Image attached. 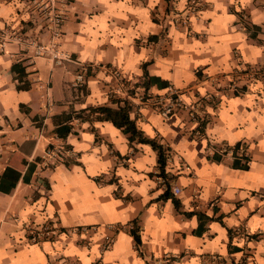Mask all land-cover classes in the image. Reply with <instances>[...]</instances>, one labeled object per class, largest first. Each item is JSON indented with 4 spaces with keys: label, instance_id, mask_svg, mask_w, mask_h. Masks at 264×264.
<instances>
[{
    "label": "crops",
    "instance_id": "0c3cea01",
    "mask_svg": "<svg viewBox=\"0 0 264 264\" xmlns=\"http://www.w3.org/2000/svg\"><path fill=\"white\" fill-rule=\"evenodd\" d=\"M32 1L0 0V27L46 40ZM52 1L61 11L60 48L115 67L133 92L172 84L200 117L190 120L183 107L164 114L131 106L136 127L163 148V182L148 143L128 142L108 119L73 115L121 103L111 76L89 71L73 87L75 64L52 65L7 43L0 175L18 174L0 190V264H264V0ZM16 61L27 88L15 87ZM242 66L255 70L252 79ZM68 113L71 130L58 137L54 123ZM58 143L67 155L44 164V149ZM233 146L243 148L246 168L232 164L240 153L218 152ZM172 183L180 191L161 196ZM43 222L52 237L28 240L25 226Z\"/></svg>",
    "mask_w": 264,
    "mask_h": 264
},
{
    "label": "built area",
    "instance_id": "2783aa9c",
    "mask_svg": "<svg viewBox=\"0 0 264 264\" xmlns=\"http://www.w3.org/2000/svg\"><path fill=\"white\" fill-rule=\"evenodd\" d=\"M192 4L199 5L202 0H189ZM32 5L39 10L44 20L46 21L47 39L39 40L36 37L26 36L20 31H13L8 27H0V50L9 42L14 43L19 49L27 52L30 56H44L52 65H62L64 63H73L76 65V71L70 85L73 87H82L85 82V76L89 71L101 70L107 73L113 79L114 83L111 89L121 90L123 99H125L133 108L146 105L160 113H171L179 107L187 109L189 118L192 121H198L199 110L194 105H187L181 99L180 91L172 84H167L163 91L159 93H148L144 90L136 92L130 91L127 85L123 81V77L113 66L97 62V61H83L77 57L72 56L67 50L60 48L57 43V37L59 35V24L61 21V11L56 7L52 0H38L32 1ZM180 17V16H179ZM177 17V18H179ZM238 70L247 79H252L255 74V70L247 71L246 67H239ZM233 84V83H232ZM234 83L232 86H235ZM237 152L243 153V148L233 150L232 147L222 148L218 152L234 155ZM68 149L61 143L55 144L51 147L44 149L41 157L43 163L46 164L50 159L64 157L67 155ZM211 152V151H210ZM161 181L165 180L164 176L158 175ZM176 194L180 191V187L177 184H170L167 189ZM120 226H115V229H119ZM77 229V228H76ZM75 229V231H76ZM25 233L27 239L30 241L47 240L53 235V230L48 222L32 223L25 226ZM110 239H105L102 243V247H108Z\"/></svg>",
    "mask_w": 264,
    "mask_h": 264
},
{
    "label": "trees",
    "instance_id": "16d2710c",
    "mask_svg": "<svg viewBox=\"0 0 264 264\" xmlns=\"http://www.w3.org/2000/svg\"><path fill=\"white\" fill-rule=\"evenodd\" d=\"M12 79L14 81L15 87L24 89L29 86L28 80L25 78V70L24 67L20 64V62H14L10 68ZM121 101L120 104L110 107L108 105H91L84 108H81L77 111H73V115L75 117L87 118V119H108L110 120L116 127L120 128L123 133L126 134L128 142L131 140H135L138 142L148 143L155 151H156V161L158 166V175L164 176L163 174V166L165 162V155L163 154V148L159 143L155 141L154 138L144 136L141 131L136 127L132 118L129 117V111L131 109V105L125 99H118ZM72 113H68L61 117L58 123H54L53 131L56 136L64 137L71 130V123L68 122ZM233 150H236V147H232ZM235 152V151H234ZM213 156V155H212ZM213 159H217L215 156ZM237 158V159H236ZM234 166L246 168V156L241 152L238 156H235L233 159ZM17 171L15 169H9L8 172H2L0 175V190L5 189L6 192L9 191L15 184L17 180ZM8 179L4 180V178ZM7 181V182H6ZM166 182V180H164ZM163 181V182H164ZM6 183V186H4ZM161 196H169V192L167 187L161 193ZM174 205L177 207V200L172 197ZM200 218V215H198ZM203 229V225L201 221H198L194 231L199 233ZM134 231V228H133ZM239 264H243L240 262Z\"/></svg>",
    "mask_w": 264,
    "mask_h": 264
}]
</instances>
